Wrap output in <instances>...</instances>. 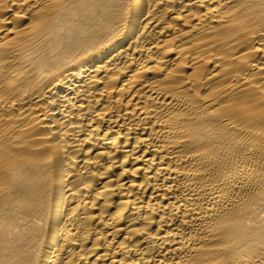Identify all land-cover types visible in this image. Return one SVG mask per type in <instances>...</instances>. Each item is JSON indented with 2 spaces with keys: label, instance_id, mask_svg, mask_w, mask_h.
<instances>
[{
  "label": "bare ground",
  "instance_id": "obj_1",
  "mask_svg": "<svg viewBox=\"0 0 264 264\" xmlns=\"http://www.w3.org/2000/svg\"><path fill=\"white\" fill-rule=\"evenodd\" d=\"M0 264H264V0H0Z\"/></svg>",
  "mask_w": 264,
  "mask_h": 264
}]
</instances>
